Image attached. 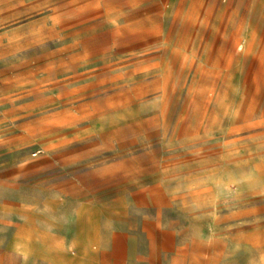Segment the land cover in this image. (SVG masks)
Returning <instances> with one entry per match:
<instances>
[{"label":"rangeland","instance_id":"1","mask_svg":"<svg viewBox=\"0 0 264 264\" xmlns=\"http://www.w3.org/2000/svg\"><path fill=\"white\" fill-rule=\"evenodd\" d=\"M115 233L264 264V0H0V264Z\"/></svg>","mask_w":264,"mask_h":264},{"label":"crops","instance_id":"2","mask_svg":"<svg viewBox=\"0 0 264 264\" xmlns=\"http://www.w3.org/2000/svg\"><path fill=\"white\" fill-rule=\"evenodd\" d=\"M119 235L115 233L109 242H100L99 248H92L90 242L57 244L54 264H133L135 255L133 251L123 253L118 242L122 234Z\"/></svg>","mask_w":264,"mask_h":264}]
</instances>
